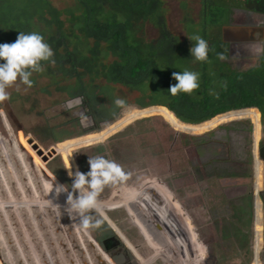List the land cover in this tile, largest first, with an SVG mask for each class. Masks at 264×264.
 Returning a JSON list of instances; mask_svg holds the SVG:
<instances>
[{
  "label": "rangeland",
  "instance_id": "obj_1",
  "mask_svg": "<svg viewBox=\"0 0 264 264\" xmlns=\"http://www.w3.org/2000/svg\"><path fill=\"white\" fill-rule=\"evenodd\" d=\"M50 2L57 8H65L72 4L71 0H50ZM206 6L208 7L207 14L214 15V19L221 15L215 20L216 22L219 20L224 22L228 16V13H224L226 8L221 7L223 6L221 0L214 1L211 5L207 4ZM200 7L201 0H163L164 11L162 9L160 13L163 16L166 30L179 40H187L190 33L197 34L199 29L196 28V23L192 24L188 18L193 22L197 21L200 15ZM152 20L157 21V16H151L149 22L144 23L137 29L136 35L143 37L145 40L155 38L158 35V29L155 24L150 23ZM78 47L84 51L85 46L83 44L78 45ZM190 68L192 71H194V68L197 71L200 69L196 63L191 64ZM208 81H211V78ZM63 83L65 82L63 81ZM47 84H49L48 79L42 76L38 77L34 87H27L18 79L16 84L6 89L10 94V99L0 102V145L3 144L10 148L5 147L3 151L0 150V210H6L9 217V221L5 222L7 230L11 226L17 236V238L15 237V244L7 247L8 249L1 247L0 244V253L3 254L9 264H70L66 252L69 250L71 264H80L78 262L79 258L76 259L75 257L71 244L70 247L63 246L56 249L52 242L51 233H54V230H57L61 236L64 235V242L69 240L71 242L73 235L69 230L75 228L73 232L80 242L79 248L83 249L81 253L87 264L97 256L96 252L87 251L92 242L81 245L82 235L84 234L75 226L64 225L61 228V223L68 222L67 219L61 220L60 217H57L52 225L46 207H58L57 205L62 207L66 206V202L47 201L48 188L39 186L37 177L41 176L43 184L49 186L53 182L42 171H46L45 166H51L53 169L59 166L54 161H60L57 155L45 162L41 158L46 157L47 152H51L50 148H53V142L46 138L48 130L55 127L66 130L73 136L78 135L79 131L84 133V130L80 129L77 124L79 121H74L76 119L74 117L79 116L81 112L86 114V111L89 112V110H85L81 102L80 104L71 102L70 106L67 107L66 103L70 99L68 100L64 94L57 93L51 83L45 87L47 93L40 92V88ZM128 95L126 94V96ZM127 107L133 108L135 106L128 105L121 108L117 118ZM133 110H138V108ZM262 118L264 119V114ZM242 119L248 120L250 124L259 123L256 114L241 113L235 118L227 117L223 124H226V128H230L231 125H235L229 122ZM218 127L221 128V125ZM94 128L99 130L100 126L97 124ZM217 128L210 127L205 121L188 127L191 133L186 134L192 136L177 134L174 138L173 132L159 118H144L134 121L102 143L72 151V157L76 167L82 173L90 171L89 157L99 155L116 161L128 175V179L122 184L105 186L104 191L98 197L101 202L109 200L114 190L122 192L124 189H135L139 185L148 184L149 182V184L158 183V187L161 185V189L166 192L169 191L171 199L180 206L182 212H175L164 198H160L162 204L160 203L161 200H158L162 205L161 208L164 209L165 213L168 211L170 216L172 214L171 218L179 223L180 228H182L183 223L187 222V218L190 221L193 239L203 247L201 257H199V254L196 257L191 256V264H249L252 256V231L248 227H241L240 233L238 231L239 227L230 224L232 221L229 220L231 212L228 205L221 204L220 206L217 197L211 192L207 193V191L203 196V203L200 194L197 195L195 188H191L192 184L195 185L193 180L196 179L197 182L198 178L196 174L199 161L196 158L198 153L196 145L198 140H202L201 138L205 139L204 142H208L205 148L206 153L209 151V154L215 157L214 160L217 163L221 160L222 169L226 172L228 170L234 171L236 169L234 168L235 163L238 164V161L246 158L239 137L233 134L229 138L227 130H219V135L217 134ZM235 128L240 131L247 129L246 125L239 124ZM222 133L223 135H221ZM214 137L220 138L216 140ZM15 140H17L16 145H13ZM28 141L30 142L28 143ZM63 148L68 150L72 147L68 144ZM38 150L41 154H38ZM61 151L64 152L63 149ZM10 152L11 154L8 157L4 155V153ZM16 155L22 157L23 160L15 157ZM7 158L10 159V164H8ZM17 159L20 160V164H18ZM209 164L210 161H206L205 166H209ZM60 166L66 175L62 163ZM217 166L214 165V168ZM212 168L213 166L210 165L206 170L209 172ZM236 171H239L238 168ZM37 191H39V196L35 195ZM187 194L188 197L185 198ZM110 202L109 207L105 208L104 206V211L110 221L113 222L119 233L135 247L141 257L145 260L149 259L156 252L150 248V242L132 223L128 212L121 205L116 204L119 202V198H114ZM248 207L247 203H244L241 208L242 213L240 216L238 215L244 225L250 216ZM23 211H26V215L28 214L27 219ZM238 213L240 212L238 211ZM33 221L38 228H35ZM104 224L106 225L105 222ZM82 229L86 230V237L93 238L96 235V232L92 231V227L87 229L83 227ZM26 230L28 234H25L24 231ZM156 230L159 231L160 229L156 227ZM159 232L157 240L162 243L161 246L163 245L166 248L168 244L165 243L163 233ZM152 234L156 237L154 232ZM242 234L247 236L245 235L244 238ZM188 237L190 239L191 235L188 234L186 238ZM153 243L155 242L153 241ZM189 243H191V240ZM263 250L264 246L262 245L259 254L261 262ZM162 260L160 257H155L149 264H162ZM110 261L113 264L122 262L120 257L111 258ZM129 261L131 264H136V260L130 255ZM262 264L264 263L262 262Z\"/></svg>",
  "mask_w": 264,
  "mask_h": 264
},
{
  "label": "trees",
  "instance_id": "obj_2",
  "mask_svg": "<svg viewBox=\"0 0 264 264\" xmlns=\"http://www.w3.org/2000/svg\"><path fill=\"white\" fill-rule=\"evenodd\" d=\"M71 1L70 6L57 8L50 0H0V44L14 43L19 32L25 34L37 32L53 49L55 63L41 62L44 71L32 74L30 77L33 81L32 87L35 86L38 77L48 79L49 84L54 86L53 89L64 94L68 100L79 98L82 106H86L85 109L89 110L97 122H109L117 118L121 109L114 104L117 98L123 99L126 102L125 106L133 105L138 109L164 107L178 121L188 125L200 124L216 115L233 110L254 107L259 113L264 112L263 69L236 73L224 64L223 60L218 59V54L221 53L226 57V44L222 43L220 38L222 22L215 21L221 15L214 19V15L207 14L206 6L218 0H201L198 20L193 22L188 18L192 24L196 23V28L199 29L197 34L208 43L210 51L206 62L196 61L191 56L190 48L195 45V41L188 38L179 40L166 30L160 13L163 9V0ZM221 1L223 2L221 7L226 8L224 13L230 14L231 10L239 8L255 14H264V0ZM154 15L157 16V21L152 20L150 23L155 24L158 35L150 40L137 36V29L149 22L150 17ZM192 35L190 33L188 37ZM82 44L85 46L84 51L78 47ZM262 51L264 55V44ZM4 62L0 60V63ZM194 63L200 68L199 71L194 68V72L200 74V87L191 94L180 92L172 96L168 89L177 83L172 74L185 71L186 68L192 71L190 66ZM210 78L211 81H208ZM49 84L41 87L40 92L47 93L45 87ZM125 93L129 95L126 96ZM132 109L134 107H127L121 113H128ZM188 131L184 134L191 133ZM80 133L81 131L78 135L82 134ZM176 135L174 134V138ZM73 137L66 130L55 127L46 133V138L53 142L55 155L59 157L67 175L64 174L60 161L54 160L58 167L53 169L51 166H45L46 171H42L53 182L47 188L53 187L55 190V184H61L66 185L69 191L72 190V181L58 145L80 136ZM16 142L17 140L13 145H16ZM5 147L9 148L1 144L0 150L3 151ZM15 157L23 160L18 155ZM7 162L10 164L9 158ZM17 162L20 164L19 159ZM40 177H37V182L42 180ZM59 196L67 198L66 192ZM47 197L55 198L54 195ZM47 211L52 225L57 217H60L61 220H68L61 223V228L65 225L80 229L84 234L81 245L92 242L93 245L91 244L87 251L92 253L94 251L97 256L87 264H110L100 251V240L112 235L104 222L98 228H92V231L96 232L93 238L86 237V230L84 231L83 226L78 223V217L72 219L63 213V210ZM23 212L27 219L28 214L26 215V211ZM6 221H9L6 210H0V244L1 247L8 249L7 247L15 244L17 236L11 226L10 231L7 230ZM33 224L38 228L34 221ZM74 229L69 230L73 235L71 242L70 240L64 242V235L61 236L54 230V233H51L53 246L59 249L63 246L70 247L71 244L76 259L79 258L78 262L86 264L81 253L83 249L79 248L80 242L73 232ZM24 232L28 234L27 230ZM68 251L66 252L71 264ZM0 264H9L1 253Z\"/></svg>",
  "mask_w": 264,
  "mask_h": 264
},
{
  "label": "crops",
  "instance_id": "obj_3",
  "mask_svg": "<svg viewBox=\"0 0 264 264\" xmlns=\"http://www.w3.org/2000/svg\"><path fill=\"white\" fill-rule=\"evenodd\" d=\"M263 20H264V14L263 16H261L260 14H255L251 12L248 13V11L245 10L242 11V9L235 8L231 10V13L228 14L225 21L221 23V28L223 26H229V27L243 29L237 34L230 33L229 35H227L229 44H226L225 46V52L227 58L223 60V63L226 64L232 71H235L236 73H244L251 70L257 71L259 69H263L264 72V59H263L264 55L262 54L263 46L261 48L259 41L254 42L250 39H247L249 36H251L249 28L251 27L254 28L255 26H259L260 24H262ZM244 22H246V24ZM252 36L253 38L256 37L257 40V33L252 32ZM220 38H221V29H220ZM132 111H130L127 114H131ZM235 111L256 114V116H258L259 119V123H251V124L246 119L229 122L235 126L237 124L242 126L246 125L247 129L242 131L238 130L237 128H235V126L232 125L230 126V128H226L225 127L226 124H222L221 128L216 127L218 129L217 134L220 135L219 130L222 131L227 130L228 131L227 135L229 138H231L232 135L235 134L237 137H239L240 141L242 142L241 146L244 147L243 153L246 154L245 156L246 158L238 161V164L235 163L234 168L236 169L238 168L239 171H236L235 169L234 171L228 170L226 172V170L222 169L223 168L222 161L219 160L217 163L214 160L215 157L209 154V151H207L206 153L205 148L208 142H204L205 139L201 138L202 140H198V143L196 145V148L198 149L196 158L199 161L197 166L198 169L197 181L198 184L201 183L203 184L204 187L205 186L208 187L211 184L213 187L215 186L220 187L223 191H225L226 196H230L227 197V204H224V206L226 205L229 206V210L231 212L229 220L232 221V223L230 224L234 227H239V228L248 227L249 230L252 231L253 238L251 244V252L253 251V255L251 256V261L249 264H258L256 263V260H258L259 257H256L254 254L256 249L259 250V246L260 248L262 247V239H263L262 227L264 228V207L261 205V201H259L254 194L257 192V195L259 194V197H261V195L264 196V119L262 118L264 112L261 114L254 107L239 109ZM173 118L175 117L173 116ZM179 124L181 126L186 125L180 122ZM184 129L187 131L188 127L187 128L184 127ZM181 134H184V132L181 131ZM221 135H223V133ZM219 138L220 137H214V139L216 140ZM259 149H261L260 157H258L256 152ZM208 154L209 156H207ZM206 161L207 162L210 161L209 166L210 165L213 166V168L209 172L208 170H206V168L209 167V166H205ZM258 163H261L262 165L261 178L258 175H255V172H257L258 170L257 169ZM214 165H218V166L214 168ZM253 187L254 189L252 190ZM251 193L254 196V198L250 196ZM217 196H219L217 197V199L221 206V204L224 203V200L223 198H221L219 194ZM140 203L142 202H138L135 206L139 207L141 205ZM153 203L159 205L161 202L160 203L153 202ZM244 203H247V205L249 206L248 210L250 212V216L248 217L246 222L247 225L246 224L244 225V223L240 220L239 217L240 214L242 213L241 208L244 205ZM262 203L264 204L263 201ZM167 204L175 205V209L178 208L176 207V203L173 202L172 199L169 200ZM158 207L159 206H157L156 208ZM238 211L240 213H238ZM175 212H182V210L179 209ZM167 215H169V213H167ZM139 216L145 217V213L139 214ZM186 221L187 222L183 223L182 228H180V225L178 226L179 224L178 222L176 223L179 232L185 233V235L187 236L188 234H190L191 238L190 239L189 237L187 238V240L189 239L188 242H190L191 240V243H189L190 247L192 248L193 251H197L200 249V254L201 253L203 254L202 251L203 247L200 244L199 245L197 244L196 240L193 239V236L191 234V228L189 224L190 221L187 218ZM162 225L164 224H160L159 222L153 223L152 220L147 219V221L139 223L138 229L140 230L141 234L144 235L147 241L150 242L151 247L148 244L149 247L154 251H156L154 252V254H156L160 258H165L163 257L164 253H167V251H169L168 253H172L173 255L172 264H184V262L182 261L184 257L181 256L175 259L178 253H183V245L181 240L176 239L173 240L172 243L171 240L169 239H172L176 235V232L170 229H167L168 231H162ZM156 227L157 229H160L159 231L163 233L162 236L165 240V243L168 244L166 245V248H164L163 245L161 246L162 243L157 240V237L160 234V232L156 230ZM152 232L156 234V237L153 236ZM241 238L243 239L242 236ZM153 241L155 243H153ZM126 248L130 251L131 254L134 255L135 253V257L133 258L136 260V264H149L150 263L149 260L151 259L153 260V256L145 260L143 257L140 256V254L136 251V249H134L133 252L129 247ZM106 260L110 264H113L112 262H110L109 259L106 258ZM178 260L180 261L178 263H175V261Z\"/></svg>",
  "mask_w": 264,
  "mask_h": 264
},
{
  "label": "clouds",
  "instance_id": "obj_4",
  "mask_svg": "<svg viewBox=\"0 0 264 264\" xmlns=\"http://www.w3.org/2000/svg\"><path fill=\"white\" fill-rule=\"evenodd\" d=\"M188 39L196 42L190 48L191 56L196 61L206 62L210 51L207 41L199 34H193ZM53 57V49L37 32L28 34L19 32L14 43L0 44V60L5 61L0 63V102L10 99V94L6 89L16 84L18 79L24 85L32 87L33 81L30 79L32 74L44 71L42 61H50L54 64ZM226 58L224 54H218V59ZM172 77L177 81L168 89L172 96H176L180 92L191 94L200 87V74L197 72L189 70L174 72ZM125 103L120 98L114 100L115 106L120 108H123ZM88 164L90 171L87 173H82L78 168L73 172L71 165L67 168L69 177H74L71 191L66 185L55 184L56 197L61 193H67L66 207H64L63 213L72 219L78 217V223L86 229L89 227L98 228L103 222L97 214L104 215V205L98 197L104 191L105 186L122 184L128 179V175L120 164L104 156L89 157ZM49 191L52 192L53 187ZM93 212L95 215L91 214Z\"/></svg>",
  "mask_w": 264,
  "mask_h": 264
},
{
  "label": "flooded vegetation",
  "instance_id": "obj_5",
  "mask_svg": "<svg viewBox=\"0 0 264 264\" xmlns=\"http://www.w3.org/2000/svg\"><path fill=\"white\" fill-rule=\"evenodd\" d=\"M261 16L263 15V14H260ZM262 22H264V20L262 21ZM245 24H246V22H244ZM261 26H262V24H260ZM259 25V26H260ZM259 26H255V27H259ZM257 41H259V37L257 38V40H255L254 42H257ZM263 44H264V42H263ZM159 107V106H158ZM135 108V107H134ZM147 108H151V107H147ZM155 108H157V107H155ZM163 108V107H162ZM165 109V108H164ZM85 110H88V109H85ZM133 110V109H132ZM166 110V109H165ZM167 112H169L168 110H166ZM233 111H235V110H233ZM130 112V111H129ZM128 112V113H129ZM230 112V111H229ZM89 112L88 111H86V114H88ZM226 113H228V112H226ZM226 113H224V114H226ZM126 114V113H125ZM122 115H124V113H121L120 114V116L118 117V118H120ZM222 114H220V115H217V116H215V117H213V118H211L210 120H207L206 122H208V121H212V120H214V119H216L217 117H219V116H221ZM147 117H149V118H152V117H155V118H159V120H161L162 121V123L163 124H165L173 133L174 132H176L175 131V128L171 125V123L169 122V120H168V118L167 117H165L164 115H157V114H155V113H152V114H150V115H144V114H134V115H132V116H130V117H127V118H125L124 120H122V121H120L119 123H117L112 129H109L108 131H106V133L107 132H112L114 129H117V127H119V126H121V125H124L125 123H127L129 120H130V122H132V121H136L137 119H139V118H147ZM74 121H77V119H74ZM95 122V124H97L98 122L97 121H94ZM223 123H225L224 121L223 122H221V124L220 125H222ZM77 124H78V122H77ZM130 124V123H129ZM79 125V124H78ZM220 125H218V126H220ZM84 133H86V132H91V130H93L94 129V127H91V126H89V125H87L86 123H84ZM177 127H178V130L180 131V130H182V131H185V132H189L188 130L186 131L185 129H184V127H182L180 124H178V125H176ZM217 126V127H218ZM80 128V127H79ZM212 128H216V126L215 127H212ZM81 129V128H80ZM84 133H82L81 134V136L80 137H78V138H76V139H74L75 141H78V140H81V139H89V137H91V136H93L92 135V133L90 134V133H87V134H84ZM97 133H99V134H102V135H105L106 133H104L103 131H102V129L101 130H99V131H97ZM104 133V134H103ZM178 134V133H177ZM179 134H181V133H179ZM204 134V133H203ZM184 135H189V136H192L191 134H184ZM77 136H79V135H77ZM105 136H107V135H105ZM74 137H76V136H74ZM103 140V139H102ZM88 141H90L91 143L89 144V145H84V146H80V147H77V148H74V149H72L71 151H74V150H76V149H79V148H83V147H88V146H91V145H93V144H99V143H97V141H93V139H90V140H88ZM105 141V140H104ZM87 142V141H86ZM80 142H78L77 143V145L79 144ZM61 145H62V143H60L58 146H59V148H61ZM70 146H71V144H69ZM69 150V149H68ZM68 150H65L64 148H63V151L68 155ZM258 165V170H257V172H255V175H258L260 178H261V175H262V165H261V163H258L257 164ZM75 170H77V167H76V164H75ZM197 175V174H196ZM71 180V179H70ZM157 182V181H156ZM195 182V185L193 186V184H192V187L191 188H195V190H196V192L195 193H197V195H199L200 194V197H201V200H202V202H203V200H204V198H203V196H204V194H206V191H207V193L208 192H211V194H213L214 196H216V197H219V196H217L218 194L221 196V198H223V200H224V203L223 204H227V197H230V196H226V194H225V191H223L220 187H217V186H215V187H213L212 186V184L210 185V186H208V187H204L203 186V184H201V183H199L198 184V181L196 182V179H194L193 180V183ZM150 183V182H149ZM143 184V185H139L137 188H135V189H131V188H128V189H124V190H126V191H137V193L136 194H142V198H143V200L141 201L142 203H140L141 205L139 206V211L136 213V216L135 217H133V218H131V220H132V223L133 224H135L136 226H137V228H138V225H139V223H142V222H145V221H147V219H150V220H152L153 221V223H160V220L158 219V213L156 212V211H154V210H149V211H147L146 209H148V208H146V206H145V203L146 204H148L150 201H152V203L153 202H158V200H161L160 198H164L165 199V201L166 202H168L169 200H171V196L169 195L170 193H168L169 191H164L163 189H161L162 187H161V185H160V187H158L157 186V184L158 183H152V184ZM253 185V184H252ZM217 187V188H216ZM204 188V189H203ZM146 189V191H144ZM254 189V187L252 188V190ZM48 192H47V196H49V195H54L55 196V199H61V197L60 196H58V197H56V194H55V190H53L52 192H50L49 190H50V187H48ZM115 192H117V190H114L113 191V193L112 194H114ZM203 192H204V194H203ZM50 193V194H49ZM261 193V192H260ZM49 194V195H48ZM67 194V193H66ZM193 194V193H192ZM35 195H37V196H39V191H37L36 193H35ZM250 196L252 197V198H254V196L252 195V193L250 194ZM258 196V199H259V201H261V205L263 206V203H262V201L264 202V196L263 195H261V197H259V194L257 195ZM188 197V194L185 196V198H187ZM199 197V196H198ZM48 198V197H47ZM65 199H67V198H65ZM262 199V200H261ZM173 200V199H172ZM161 203H162V200L160 201ZM204 203V202H203ZM219 203V202H218ZM102 204H105V203H102ZM154 204V203H153ZM162 205L160 204L159 205V207L157 208V210H161L162 208ZM171 207L173 208V210L174 211H177V210H179V209H181L180 208V206L178 205V204H176V207H178V208H176L175 209V205H171ZM162 210H164V209H162ZM171 210H169V212H170ZM142 213H145V217L144 216H139V214H142ZM167 213H168V211H167ZM167 213H165V212H163V214L164 215H167ZM92 214V213H91ZM103 217V219L109 224V226L110 227H112L113 228V230H114V232L119 236V238H122L121 236H122V234H120L119 233V231L117 230V228L115 227V225L113 224V222H111L110 221V219L108 218V216L106 215V212L104 211V215L102 216ZM106 217V218H105ZM164 217V216H163ZM136 219H137V221H136ZM139 222V223H138ZM237 230V229H236ZM241 228H239V232L241 233ZM237 231V232H238ZM245 233V232H244ZM246 235V234H245ZM244 234H242V236L244 237L245 236ZM262 235H263V239H262V242H263V246H264V228L262 227ZM247 236V235H246ZM107 239H109L108 240V242L105 244V247L102 245V241H104V240H107ZM125 240V239H124ZM147 240V239H146ZM252 243V242H251ZM100 246H101V250L100 251H102V254L107 258V259H111V258H114V257H120L121 258V260H122V262L121 263H119V264H131V262L129 261V255H128V253L123 249V247L121 246V244H119V243H117L116 242V240H114L113 238H112V235L111 236H107V237H105V238H102L101 240H100ZM261 249H262V247L260 248V246H259V250H257L256 249V251H255V256L256 257H259V254H260V251H261ZM160 251H162V250H160ZM169 251H167V253H164V255H163V257H165V258H162L163 260H162V264H172V262H173V255H172V253H168ZM251 255H253V251L251 252ZM161 256V255H160ZM184 257L183 259H182V261L184 262V264H191V262H190V258L191 257H186L185 255H183L182 253H178L177 254V256L175 257V259L176 258H178V257ZM263 259H264V250L262 251V262L264 263V261H263ZM150 261V263L153 261L152 259L151 260H149ZM180 260H178V261H175V263H178ZM262 262L260 261V259H258V260H256V263H258V264H262Z\"/></svg>",
  "mask_w": 264,
  "mask_h": 264
},
{
  "label": "bare ground",
  "instance_id": "obj_6",
  "mask_svg": "<svg viewBox=\"0 0 264 264\" xmlns=\"http://www.w3.org/2000/svg\"><path fill=\"white\" fill-rule=\"evenodd\" d=\"M152 113H155L157 115H164L165 117H167L168 120H170L171 125L175 128L176 133H178V134L181 133L182 130L179 131L178 130V127L176 126V125L179 124V122L177 121V119L176 118H173L172 114L169 113V112H167L162 107H157V108L151 107V108H144V109L133 110L131 112V114H127L126 113V114L122 115L120 118H117L116 120H114L111 124H109L105 128H103L102 131L104 133H106V131H108L109 129H112L117 123H119L120 121H122L125 118L130 117V116H132L134 114L150 115ZM241 113H244V112L230 111V112H228L226 114H222L221 116L217 117L216 119H214L212 121H208L207 124L210 127H215V126L217 127L218 125L221 124V122H223V121L225 122L227 120V117L235 118L238 115H240ZM147 118H149V117H147ZM140 119H144V118H139L137 120H140ZM133 122L134 121L130 122V120H129L127 123H125L124 125H121V126L117 127V129H114L112 132H110V133L107 132L105 134L107 136L95 132V133H92L93 136L89 137V139H81V140H78V141H75L73 139V140H70V141H67V142H63L62 145H61L60 150H62L63 147L66 146V145H68V144H71V147H72V148H70L68 150V155L65 152L62 153V151H61L62 157H63V159L66 162L67 168H69L70 165H71V170L73 172L76 171L75 170V162H74V159L72 157V151H71L72 149L77 148V147H80V146H84V145H89L91 142L88 141V140H90V139H93V141H97V143H102V142H104V140H106L110 136H112V135L120 132L121 130H123L126 126L129 125V123L131 124ZM189 126H191V125L186 124V125H184L182 127L187 128ZM183 132H185V131H183ZM78 142H80V143L78 145H76ZM10 154L11 153H4V155L7 156V157ZM70 179L73 182L74 177H70ZM37 183L42 188H47V186L43 184V181L42 180L40 182H37ZM136 193H137V191H126V190H123L122 192H119L117 190V192H115L114 194H112L110 196L109 200L102 201V203H105L103 205L105 206V208H107L111 204L110 200H113L114 198H119V202L116 203V204L121 205L128 212V216H130V219H131V218L135 217L136 216V213L139 211V207L138 206H135V205L138 202H141L143 200L142 194H136ZM36 200L39 201L38 199H36ZM10 201H12V200H10ZM13 201H15V200H13ZM47 201H56V202L63 201V202H66L67 199L62 198V197H61V199L47 198ZM159 205L153 204L152 201H150L148 204L145 203L146 208H148V209H146L147 211L154 210V211H156L158 213V219L160 220V224H164V225H162V231H168L167 229H170V230H174L176 232V235L172 239H169V240H171L172 243H173V240H176V239L181 240L182 245H183V253L182 254L185 255L186 257H191L192 255H194V257H196L198 254H199V257H201V255H200V249L197 250V251H193L192 248L189 245V242H187L188 240H187V238L185 236V233L179 232L178 226L176 225L177 222L174 221L171 218L172 214H171V216L170 215H164L163 214L164 210H162V209L161 210H157L156 207L159 206ZM42 207H45V206H42ZM64 207H66V206H62V207H48L47 206L46 208L49 209V210H63ZM136 221H137V219H136ZM111 229L113 230L112 227H111ZM121 237L122 238H120V239L125 244V246L126 247H129L134 252L135 247H133L126 240V238L123 235ZM133 257H135V253H134ZM155 257H158V256L156 254H154L153 255V260L155 259Z\"/></svg>",
  "mask_w": 264,
  "mask_h": 264
},
{
  "label": "water",
  "instance_id": "obj_7",
  "mask_svg": "<svg viewBox=\"0 0 264 264\" xmlns=\"http://www.w3.org/2000/svg\"><path fill=\"white\" fill-rule=\"evenodd\" d=\"M243 11V10H242ZM249 13V12H248ZM263 16V15H262ZM243 29H240V28H234V27H229V26H223L222 28H221V39H222V42L223 43H225V44H229V40H228V38H227V35H229L230 33H235V34H237V33H239L240 31H242ZM249 31H250V34H251V36H249L247 39H250V40H252V41H255L256 40V37L255 38H253V36H252V32H254V33H257V38L259 37V43H260V46H261V48H262V46H263V40H264V22H262V26H259V27H251V28H249ZM71 102H75L76 104H80V102H81V100L79 99V98H73V99H70L69 100V102H67L66 103V105H67V107H69L70 106V103ZM84 108H86V106L84 105L83 106ZM171 113V112H170ZM172 114V113H171ZM173 115V114H172ZM174 116V115H173ZM74 118H76L77 119V121H79V127L83 130L84 129V123H86L87 125H89V126H91V127H94L95 125H99L100 126V129L99 130H101V129H103V128H105L107 125H109V124H111L113 121H109V122H98L97 124H95V122H94V119H93V116H92V114H85L84 112H81L80 113V115L79 116H76V117H74ZM116 120V119H115ZM180 122V121H179ZM180 123H182V122H180ZM182 124H184V123H182ZM99 130H95V128L93 129V130H91V132H86V133H84V134H87V133H95V132H97V131H99ZM174 134H177L176 132H174ZM79 136H81V135H79ZM77 137V136H76ZM74 138V137H73ZM30 141H28V143H29ZM51 149V152L49 153V152H47V155H46V157L45 156H43V157H41L42 158V161H47L48 159H51L52 157H54V156H56L55 155V152H54V150H53V148H50ZM260 153H261V149H259V150H257V155H258V157H260L261 155H260ZM38 154H41V152L38 150ZM257 198H258V196H257V192L254 194ZM259 200V199H258ZM263 207H264V204H263ZM93 215H95V213H92ZM97 216H98V218H100L102 221H104L105 223H106V225L110 228V230H111V233H112V238L114 239V240H116V242L117 243H119V244H121V246L123 247V249L131 256V257H133L132 256V254L130 253V251L126 248V246L124 245V243L122 242V240L119 238V236L111 229V227L107 224V222L102 218V216H99V214H97ZM108 240L109 239H107V240H104V241H102V245L105 247V244L108 242ZM263 261H264V259H263Z\"/></svg>",
  "mask_w": 264,
  "mask_h": 264
}]
</instances>
